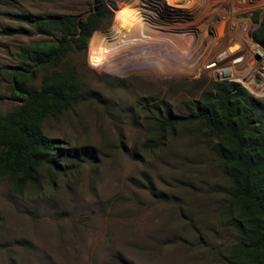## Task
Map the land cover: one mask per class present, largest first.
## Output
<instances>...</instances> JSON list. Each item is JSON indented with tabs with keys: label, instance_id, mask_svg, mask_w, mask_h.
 <instances>
[{
	"label": "rangeland",
	"instance_id": "374dc122",
	"mask_svg": "<svg viewBox=\"0 0 264 264\" xmlns=\"http://www.w3.org/2000/svg\"><path fill=\"white\" fill-rule=\"evenodd\" d=\"M145 1L143 8L166 23L158 11L164 6L161 0ZM165 1L171 7L177 0ZM232 2L246 5L252 17L264 12V0H229V7ZM92 4L0 0V113L16 106L7 88L9 70L18 66V49L55 40L40 35L26 20L85 18ZM108 4L113 13L110 27L94 33L86 55L72 56L85 85L80 105L45 124L47 135L70 152L64 166L74 167V173L52 190L44 171V190L21 196L0 180V264H224L219 252L228 250L237 237L226 222L228 187L213 143L195 127H182L161 150L149 156L143 152L157 104L165 102L174 113L186 116L190 103L213 80L207 75L190 80L177 73L176 62L182 66L187 60L184 45L179 52L173 50L170 36H162L164 43L142 45L148 58L139 56L117 72H102L92 58L93 39L113 29L123 7L137 8L138 3ZM20 28L26 32H8ZM243 37L228 32L221 49ZM249 46H243L244 53L253 51Z\"/></svg>",
	"mask_w": 264,
	"mask_h": 264
},
{
	"label": "trees",
	"instance_id": "16d2710c",
	"mask_svg": "<svg viewBox=\"0 0 264 264\" xmlns=\"http://www.w3.org/2000/svg\"><path fill=\"white\" fill-rule=\"evenodd\" d=\"M108 1L93 0L85 18L58 15L26 20L40 35L55 40L20 47L15 55L18 66L9 70L7 90L16 106L0 113V180L14 195L30 190L40 194L44 171L52 190L74 173V167L64 166L70 152L63 142L47 135L45 124L80 105L85 85L72 56L86 55L94 33L110 27L113 13ZM253 22L258 27L251 36L264 48V12L256 13ZM154 113L145 156L161 150L182 127H195L213 143L228 187L226 222L237 237L228 250L219 252V258L224 264H264V99L238 83L212 81L190 103L186 116L174 113L165 102L158 103Z\"/></svg>",
	"mask_w": 264,
	"mask_h": 264
},
{
	"label": "built area",
	"instance_id": "2783aa9c",
	"mask_svg": "<svg viewBox=\"0 0 264 264\" xmlns=\"http://www.w3.org/2000/svg\"><path fill=\"white\" fill-rule=\"evenodd\" d=\"M165 3L160 1L164 6L158 11L168 19L162 23L166 36L171 38L168 42L177 52L184 45L187 60L182 66L180 61L176 62L178 74L190 80L207 75L216 83H238L255 98L264 99V48L251 36L255 23L246 5L232 2L229 7V0H177L171 7ZM243 14L250 15V19H241ZM202 18L205 22H200ZM228 32L244 37L221 49ZM244 45L252 46L253 51L244 53ZM212 52L217 54L211 57Z\"/></svg>",
	"mask_w": 264,
	"mask_h": 264
},
{
	"label": "bare ground",
	"instance_id": "6f19581e",
	"mask_svg": "<svg viewBox=\"0 0 264 264\" xmlns=\"http://www.w3.org/2000/svg\"><path fill=\"white\" fill-rule=\"evenodd\" d=\"M135 1L138 3L135 5L137 8L134 6L123 7L120 13V20L113 29L109 32L99 34L93 39L94 49L92 51V58L97 62L98 68L102 72H117L119 66L124 65L128 60H139V56L148 58L149 52L146 48H141V46L146 43L149 44L150 41H155L156 43L160 41L164 43L165 39L162 37L166 36L164 25L159 23L155 15L151 16V14H149L150 12L143 8L147 3L145 0H140L139 2L138 0ZM242 18L247 20L250 19V16L244 15ZM150 28H155V30ZM135 46H138L137 50L134 48ZM133 49L136 50L137 54L132 57L130 54ZM166 61L165 63H167Z\"/></svg>",
	"mask_w": 264,
	"mask_h": 264
}]
</instances>
